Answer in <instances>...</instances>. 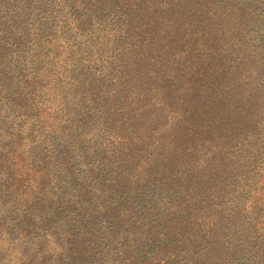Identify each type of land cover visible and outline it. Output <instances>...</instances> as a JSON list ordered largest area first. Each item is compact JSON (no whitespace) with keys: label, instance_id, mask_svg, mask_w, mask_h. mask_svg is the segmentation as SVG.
<instances>
[{"label":"trees","instance_id":"16d2710c","mask_svg":"<svg viewBox=\"0 0 264 264\" xmlns=\"http://www.w3.org/2000/svg\"><path fill=\"white\" fill-rule=\"evenodd\" d=\"M72 37L89 45L70 72ZM250 40L234 0H0V264H39L35 241L64 232L50 264H97L82 230L126 226L119 196L150 190L164 237L125 239L115 264L224 261L234 221L257 254L264 35Z\"/></svg>","mask_w":264,"mask_h":264},{"label":"rangeland","instance_id":"374dc122","mask_svg":"<svg viewBox=\"0 0 264 264\" xmlns=\"http://www.w3.org/2000/svg\"><path fill=\"white\" fill-rule=\"evenodd\" d=\"M238 6L239 13L243 18L244 26L249 31L250 42L258 38L260 35H264V0H234ZM77 38L72 37L69 44H67V59L66 68L70 72L75 71L79 66V57L82 62H85L86 47L89 44L78 42ZM90 50V48L88 49ZM88 52V51H87ZM264 72V70H263ZM262 99H264V88L262 91ZM260 154L261 152H257ZM241 173H246L247 168H239ZM245 185V184H244ZM238 191L234 194V205H231L233 214L237 215L243 202L244 187L237 188ZM138 195L137 197L139 196ZM136 198V197H135ZM130 202L131 206L128 210H124L127 220L126 226H108L105 223L97 222L94 229L82 230L83 236L89 241L90 247L95 252V260L97 264H115L119 257L124 253L126 243L125 239L132 242L139 239V245H147L154 241L159 236L164 237L165 230L163 229L164 222L161 221V215L153 208V192L152 190L145 193L142 198L135 200L133 197L128 198L127 194H122L118 198V202L123 205L124 208ZM121 210V208H120ZM247 226L244 222L237 223L234 221V227L230 232L229 238L231 240L229 253L226 252L223 255L224 261H218L217 264H264V239L261 240L256 250H252V246L248 244ZM65 232L62 235H53L49 238H41L42 240L35 241L33 244V255L38 260L39 264H50L49 259L51 255L49 251L53 243H60L64 240ZM132 246L135 247V243ZM157 244V243H155ZM252 252V255L250 254ZM183 260L179 264H209L205 263L206 252H202V249L196 248L189 252L187 255L183 253ZM203 257V258H202ZM216 258V257H214ZM220 258V257H218ZM53 260V259H51ZM214 260L212 264L216 263ZM85 264H91L90 261Z\"/></svg>","mask_w":264,"mask_h":264}]
</instances>
